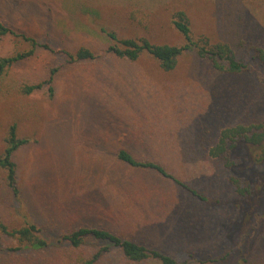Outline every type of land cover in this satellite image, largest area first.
Here are the masks:
<instances>
[{
	"label": "rangeland",
	"instance_id": "1",
	"mask_svg": "<svg viewBox=\"0 0 264 264\" xmlns=\"http://www.w3.org/2000/svg\"><path fill=\"white\" fill-rule=\"evenodd\" d=\"M172 1L150 0L156 8L142 26L126 15L133 0H0V18L16 32L71 54L85 47L99 55L67 64L63 55L37 50L0 78V153L11 124L30 140L13 155L17 203L6 194L0 171V221L8 229L34 223L47 243L18 262L14 253L0 257V264H76L95 245L71 249L60 239L81 226L110 230L176 264H264V207L254 211L264 162L255 174H239L254 191L243 198L223 164L206 154L222 129L264 123V83L253 71L218 72L193 52L168 72L146 54L134 62L113 58L103 53L109 42L97 29L104 24L120 37L179 45L182 38L168 21L169 12L182 8L197 32L194 39L199 32L237 45L246 61L249 44L264 49V0ZM165 4L170 8L161 10ZM27 46L14 37L0 39V57ZM51 69H57L51 95L45 88L21 93L22 86L47 79ZM120 148L158 162L221 204L201 203L155 172L119 162ZM16 245L0 237V250ZM97 264L131 263L111 249Z\"/></svg>",
	"mask_w": 264,
	"mask_h": 264
},
{
	"label": "trees",
	"instance_id": "2",
	"mask_svg": "<svg viewBox=\"0 0 264 264\" xmlns=\"http://www.w3.org/2000/svg\"><path fill=\"white\" fill-rule=\"evenodd\" d=\"M128 4L127 17L130 21L148 25L150 13L156 7L151 6L150 0H133ZM157 1V0H156ZM182 0H173L171 5ZM170 5V6H171ZM170 6H160L161 10L169 9ZM125 7V6H124ZM169 26L181 36V44H156L146 37L128 38L120 37L114 29H107L104 24L97 27L98 33L103 34L109 44L105 51L106 55L113 58L136 61L141 55L146 54L154 59L163 71H172L178 59L187 53L193 52L199 58L206 59L211 67L221 73L238 75L255 72L259 82L264 83V49L256 44H249L248 55L245 60H240L235 47L227 42L212 41L208 36L198 32V38L194 39L196 32L189 15L182 8L169 12ZM197 33V32H196ZM14 37L21 42L27 43V49L16 51L7 56L0 57V78L7 73L14 65L34 56L37 50L47 51L53 54H60L66 57L67 64L89 62L95 60L99 55L91 50L80 47L71 54L62 48H56L49 43L40 42L33 37L16 32L0 18V39ZM240 46H246L244 43ZM247 46V47H248ZM250 50V51H249ZM57 69H51L47 79L29 86H22L21 93L29 95L40 89H47L49 95L52 93L53 76ZM29 139L19 137L16 124H11L3 138L4 148L0 153V171L3 173L4 187L10 201L17 203L20 190L17 185L16 165L13 161L14 153L29 143ZM258 150L255 153L253 150ZM253 151V152H252ZM207 157L220 161L228 170V179L237 194L245 198L254 191L253 187L241 179L239 174L254 173L255 168L264 162V123L242 125L237 124L227 127L219 132L216 143L207 151ZM257 154V155H252ZM246 155L248 159L243 158ZM115 158L137 170H150L159 177L169 181L176 188L187 195L197 199L199 202L210 206L221 204L218 199H211L195 188L169 173L156 161L142 160L135 158L127 150L120 148L115 152ZM253 178V177H252ZM252 183V180H249ZM264 182V179H263ZM260 188V187H259ZM260 204L264 207V187H261ZM243 204V203H242ZM41 230L34 223L25 221L19 228L8 229L0 221V237L7 236L13 239L17 245L5 250H0V257L8 258L11 254L15 256L12 260L18 262L23 254L42 251L47 248L46 240L41 236ZM60 241H64L71 249H79L85 245L93 244L95 248L89 255L82 257L76 264H97L111 249L120 251L121 256L131 264H141L154 260L160 264H176V261L157 250L150 249L131 239L124 238L118 234L103 228H92L81 226L63 235ZM2 252V253H1Z\"/></svg>",
	"mask_w": 264,
	"mask_h": 264
}]
</instances>
